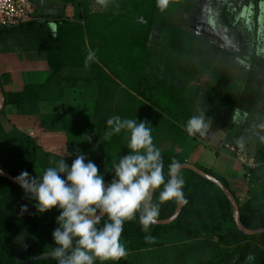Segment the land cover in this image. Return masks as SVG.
<instances>
[{"label": "trees", "instance_id": "1", "mask_svg": "<svg viewBox=\"0 0 264 264\" xmlns=\"http://www.w3.org/2000/svg\"><path fill=\"white\" fill-rule=\"evenodd\" d=\"M154 1L156 3V0ZM261 1L237 0V3L232 0H225L224 4L228 5L230 10L237 9L238 5L243 9L248 4L254 10L260 7L262 11L263 4ZM72 2L78 11V20L62 19L57 23L54 30L48 25L47 20L39 19H32L16 26H0L1 40L7 46H13L17 43L20 46L46 50L49 53V64L53 69L52 77L58 75V70L62 65L85 63L82 58L84 55L87 56L89 52L86 48V42L89 46H101L104 35L102 31L107 24L97 18H101L98 17L101 15L105 16V13L89 12L85 5L86 0H72ZM155 7L156 4L151 11H147L145 14L144 46L148 44L149 29L157 19L154 16ZM118 16L120 17V14ZM233 18L225 16L224 23L237 35L239 33L244 34L247 25L241 26L233 22ZM253 19L255 20H252L251 23L255 27V21L259 19V15L254 14ZM254 29L251 28L248 32L253 31L254 33ZM141 40L134 38L133 44L136 46ZM255 49L251 51L250 56L252 58H255L254 56L257 54ZM136 60L140 61L141 56L139 57L137 54L136 57H133L131 64L126 67H131L133 69L131 73L137 74V81H123L121 74L116 73L108 66L106 69L102 66L98 68L99 91L104 90V93L106 92V97L110 98L109 105L118 111L116 113L110 107H106L103 110L105 120L95 121L101 140H104V134L109 131L108 119L114 115H118L122 119H137V122L147 121L149 123L150 121L147 119L145 111L140 112L137 109L151 108L150 102L153 103L156 100L155 86L149 83L148 78L143 74V68L141 70L136 69L137 66L134 64ZM91 63L96 64L95 62ZM44 88L45 86L26 87L14 93L3 91L4 105L7 103L16 104L22 111H26L27 107L37 100L36 98L41 97ZM192 90L196 98L199 90L195 86H192ZM122 97L125 105L119 102ZM193 108L191 106V114L194 111ZM1 113L2 110L0 115ZM95 114L96 117L102 116L98 114L97 108ZM41 124L48 129L65 127L59 126L54 115L51 118L50 116L43 117ZM154 134L157 133L154 132ZM184 141L185 139H182L180 142L181 148ZM232 144L240 147L236 143ZM100 147L101 149H97L96 153L90 158H86L85 162L91 160L95 163L100 174L103 175L105 183H110L114 177V172L110 167L113 162L118 163L120 157L117 159L110 157L107 150L108 145L105 146L104 142ZM180 151L174 149L161 150L164 157L163 171L166 181L169 165L173 159L179 163L186 161ZM245 153L247 152L245 151ZM248 154L253 155L256 165L249 169L247 196L244 200H239L237 196L233 195L239 207L242 225L249 229H257L264 227V145L260 144L255 153ZM193 164L205 173L215 176L227 187L222 176L212 172L210 168L201 167L197 163ZM50 166L54 167L55 161L44 147L15 129L6 132L0 122V169L14 177H17L22 171H27L31 176L40 177ZM180 174L185 181L183 193L187 203L182 204L179 214L169 223L152 225L149 233L142 231L138 215L135 220L125 222L121 242L125 244L128 250L127 259L115 262H101L97 259L94 264H158L156 260L160 258L159 256H161L159 264H166L167 255L175 247L182 249L186 243H200L199 247L204 248L206 254H209L206 259L199 258L196 264H228L236 254L245 258L252 242H259L260 244L253 252L249 264H264V232L247 234L240 230L233 218L232 204L222 189L213 181L188 167L181 168ZM159 191L157 190L153 194V203H159ZM35 203V200L28 198L20 185L0 175V264H58L49 253L55 248L52 246L55 243L52 233L55 228L59 227L56 218L59 216L60 210L57 207L40 214L34 206ZM25 205L27 211L22 213L21 208ZM176 206L175 200L162 203L158 219L171 216ZM105 222H108L107 216L102 218L98 227H102ZM145 235L154 236L156 242L146 243ZM21 244L22 247L15 250V247ZM18 259H27V261L20 262Z\"/></svg>", "mask_w": 264, "mask_h": 264}, {"label": "rangeland", "instance_id": "2", "mask_svg": "<svg viewBox=\"0 0 264 264\" xmlns=\"http://www.w3.org/2000/svg\"><path fill=\"white\" fill-rule=\"evenodd\" d=\"M154 4H156L154 0H113L109 8L104 9L96 3V0H86L85 5L88 11L104 12L105 16H98L101 18L97 19L107 24L102 31L104 35L100 49L89 46L87 42L86 48L87 51L95 53V63H100L104 69L108 66L115 70L116 73L121 74L123 81H137V74H132L131 70L133 69L126 66L131 64L133 57H136L137 54L139 57L141 56V60H136L134 64L137 66V70L143 68V74L148 78L149 83L155 86L156 100L153 103L150 102L151 108L144 107L145 110L143 108L137 110L145 111L147 119H150L147 126L152 129L153 141L157 148L160 150H181L180 152H182L180 142L190 136L185 130V126L191 116V106L192 108L195 106L196 100L192 86L197 87L198 90L201 89V91H208L211 81L219 75H224V85L229 86L234 81L232 88L235 87L234 89L239 93L244 89L245 91L251 90L250 82H257V86L261 87L259 92L262 97L264 96V0L261 1L262 11L260 7L259 10L255 8L256 12L259 11V19H256L255 27L251 23L252 20H255L253 12H250L251 6L247 4V9L239 10L240 15L235 23L241 26L246 24L247 30L245 28L244 34H232V37H235H233L234 41L229 39L227 34L216 35L214 29L209 25L214 23L211 18L207 28L204 27L207 32L202 31L204 29L201 30V23L195 22L204 19V16L207 19L210 17L207 0H202V8H200V0H178V2L173 0L163 13L156 6L154 16L157 19L149 29L148 44L144 46L145 14L154 8ZM106 16L108 18H105ZM251 28H255L254 33L253 31L248 32ZM134 38L142 40L135 46ZM254 49L257 54L254 56L255 58H252L250 55ZM85 58L86 55L82 58L84 62ZM230 60L240 62L239 64L242 66L231 67ZM229 78L235 80L230 82ZM122 86L127 89L124 84ZM105 93L102 90V92L98 91L96 95L95 106L98 109V114L103 116V110L106 107H110L113 112L117 113L116 108L109 105L110 98L106 97ZM242 95L244 96L245 93ZM192 98L194 99L191 105ZM119 100L120 104H124L123 97ZM96 121H99L98 116ZM93 128L94 136L91 144L88 147L79 146L77 150L80 154L93 155L97 149H101L100 146L103 142L105 146L108 145L109 156L114 159L130 153L127 148L130 133L122 130L121 133L114 134L105 142L96 133V126ZM256 128L260 130L263 128L261 121L256 123ZM262 136H264V131H262ZM258 143L252 149V153H255L260 144L264 145L262 140ZM184 151L186 153L188 148H185ZM197 165L206 167L201 163H197ZM211 171L216 173L212 169ZM225 182L231 191L226 179ZM258 244L260 243L252 242L245 258L236 254L228 264H249ZM200 245V243H186L182 249L175 247L167 255L166 264H196L199 258L206 259L209 254L207 255L205 249L199 247ZM52 246L56 247V244L54 243ZM21 247L22 244L16 246L15 250ZM159 257L156 260L158 264L161 259V256Z\"/></svg>", "mask_w": 264, "mask_h": 264}, {"label": "crops", "instance_id": "3", "mask_svg": "<svg viewBox=\"0 0 264 264\" xmlns=\"http://www.w3.org/2000/svg\"><path fill=\"white\" fill-rule=\"evenodd\" d=\"M31 1L33 19L47 20L52 30L62 19L78 20V11L72 0ZM94 47L100 49V46ZM230 63L231 67L242 66L234 60H230ZM96 64L90 63L88 68H85V63L62 65L58 75L52 77L53 69L46 50L17 43L7 46L0 38V85L3 91L14 93L26 87L45 86L41 97L36 98L30 106L26 105V111L12 103L3 106L0 115L3 129L6 132L15 129L30 137L44 147L54 161L56 158L55 162L63 158L70 167L76 158L77 148L90 146L91 141L87 139L91 137L92 140L94 136L98 68L103 66ZM223 76L219 75L211 81L208 91H198L191 117L203 109L206 119L212 123L204 137L196 135L186 138L182 154L186 161L201 163L214 170L228 181L231 192L239 200H244L247 196L245 166L226 145L238 144L237 141L242 138L243 149L252 153L254 146L259 144L264 127L260 130L256 128V123L261 121V126L264 125V96H261V87L255 81L250 82L251 90L244 89L239 93L235 87L232 88L235 79L229 78L233 83L227 86L224 85ZM52 115L59 126L65 127L44 128L41 120ZM98 118L103 121L106 117L103 114ZM185 148H188L186 153ZM90 156L86 154V158Z\"/></svg>", "mask_w": 264, "mask_h": 264}, {"label": "clouds", "instance_id": "4", "mask_svg": "<svg viewBox=\"0 0 264 264\" xmlns=\"http://www.w3.org/2000/svg\"><path fill=\"white\" fill-rule=\"evenodd\" d=\"M171 2L173 0H156V6L163 13ZM96 3L108 9L113 0H96ZM95 60V53L89 51L85 68ZM211 123L206 119L205 110L201 109L198 115L189 118L185 130L190 136L204 137ZM107 124L109 131L104 134L105 141L122 130L130 133L127 145L130 153L120 157L118 163L113 162L110 169L114 177L110 183H105L95 163L85 162L86 155L80 154L79 150L70 167L62 158L40 177L22 171L14 178L28 198L35 200L38 213L59 208L60 214L56 218L59 227L52 233L56 247L49 253L58 264L127 259L128 250L121 242L125 222L135 220L138 215L142 231L149 233L151 226L157 223L162 203L171 200L187 203L183 193L185 181L180 174L182 165L173 159L165 180L164 157L154 144L147 121L137 122V119L114 115ZM260 139L264 141V136ZM87 140L90 142L91 137ZM237 143L243 149V139ZM157 190H160L159 203H153L152 196ZM25 211L26 205L21 208L22 213ZM104 216L108 222L98 227ZM144 239L146 243L156 242L152 235H145Z\"/></svg>", "mask_w": 264, "mask_h": 264}, {"label": "built area", "instance_id": "5", "mask_svg": "<svg viewBox=\"0 0 264 264\" xmlns=\"http://www.w3.org/2000/svg\"><path fill=\"white\" fill-rule=\"evenodd\" d=\"M34 7L31 0H0V26H16L33 19ZM235 157L245 166V176L248 179L249 169L256 165L252 154L245 153L233 144L226 145Z\"/></svg>", "mask_w": 264, "mask_h": 264}, {"label": "water", "instance_id": "6", "mask_svg": "<svg viewBox=\"0 0 264 264\" xmlns=\"http://www.w3.org/2000/svg\"><path fill=\"white\" fill-rule=\"evenodd\" d=\"M4 106V93H3V89L0 85V111L3 109ZM182 165L181 168L183 167H188L193 169L194 171H196L198 174H200L201 176L213 181L216 185H218L222 191L224 192V194L227 196V198L229 199L230 203L232 204L233 207V218L234 221L237 225V227L242 230L243 232L247 233V234H254V233H258V232H264V227L261 228H257V229H249L246 228L242 225L241 221H240V216H239V207L238 204L235 200V197L233 195V193L219 180L217 179L215 176L205 173L204 171H202L201 169H199L198 167H196L193 163H190L188 161H185L183 163H180ZM0 175L6 177L7 179L15 182L16 184L19 185V183H17L15 181V177L5 171H3L2 169H0ZM182 204L177 203L176 209L173 212V214L165 219H158L157 223L155 224H165V223H169L170 221H172L180 212ZM20 262H26L27 259H18Z\"/></svg>", "mask_w": 264, "mask_h": 264}, {"label": "flooded vegetation", "instance_id": "7", "mask_svg": "<svg viewBox=\"0 0 264 264\" xmlns=\"http://www.w3.org/2000/svg\"><path fill=\"white\" fill-rule=\"evenodd\" d=\"M224 1L225 0H207V4L209 6V12H210V17L207 19L206 16H204L203 18L204 19H200V21H195L196 23H201V30L204 31V32H207V25H208V22L210 23L211 20H213V24H209L211 28L214 29V33L216 35H223V34H227L229 35V39L233 40L234 41V38L232 37V34H235L227 24L224 23L225 21V16L228 17V18H233V22H235L236 20H238V15H240L239 13V10H241L240 6H237V9L236 8H233L232 10L228 9V5H225L224 4ZM229 1V0H227ZM234 2H237V0H232ZM201 2V5H200V8H202V0H200ZM238 3V2H237ZM259 10V9H258ZM250 12H253V16H254V13H256L255 15L258 16L259 15V11L256 12L252 7L250 9ZM224 17V18H223ZM211 18V20H210ZM205 27V28H204ZM229 30V31H226V30ZM227 33H225V32ZM231 34V35H230ZM228 46V45H226Z\"/></svg>", "mask_w": 264, "mask_h": 264}]
</instances>
